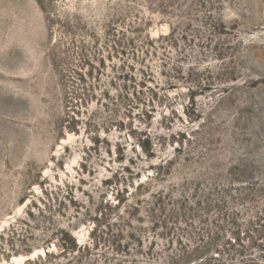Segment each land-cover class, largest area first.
Masks as SVG:
<instances>
[{
    "label": "rangeland",
    "instance_id": "1",
    "mask_svg": "<svg viewBox=\"0 0 264 264\" xmlns=\"http://www.w3.org/2000/svg\"><path fill=\"white\" fill-rule=\"evenodd\" d=\"M0 264H264V0H0Z\"/></svg>",
    "mask_w": 264,
    "mask_h": 264
}]
</instances>
